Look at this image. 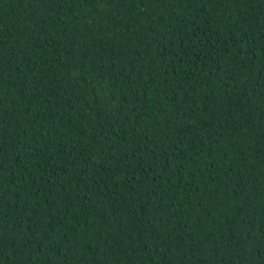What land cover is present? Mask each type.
<instances>
[{
	"label": "trees",
	"instance_id": "obj_1",
	"mask_svg": "<svg viewBox=\"0 0 264 264\" xmlns=\"http://www.w3.org/2000/svg\"><path fill=\"white\" fill-rule=\"evenodd\" d=\"M0 264H264V0H0Z\"/></svg>",
	"mask_w": 264,
	"mask_h": 264
}]
</instances>
